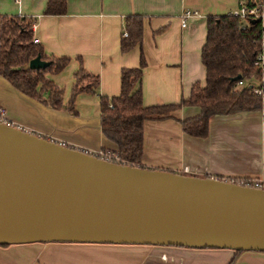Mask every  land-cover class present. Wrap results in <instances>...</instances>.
<instances>
[{"label": "crops", "instance_id": "crops-1", "mask_svg": "<svg viewBox=\"0 0 264 264\" xmlns=\"http://www.w3.org/2000/svg\"><path fill=\"white\" fill-rule=\"evenodd\" d=\"M46 0H0V15L35 18L32 32L47 57H67L64 68L45 73L62 91L61 107L52 109L13 88L0 76V106L12 126L46 140L95 155L114 149L101 133L97 95L119 93V71L136 67L143 106L176 104L191 83L203 82L200 47L205 18L229 13L245 0H66L62 15H43ZM190 12L184 26L180 20ZM141 17V38L119 50L125 16ZM82 68L97 76L96 94L78 93L66 105ZM199 113L182 105L168 118L144 120L140 164L182 175L243 177L264 181V124L260 111L212 115L204 137L181 131L179 121ZM107 155V154H106ZM229 249L145 244L31 242L0 246V264H228ZM232 264H264V253L242 251Z\"/></svg>", "mask_w": 264, "mask_h": 264}, {"label": "water", "instance_id": "water-1", "mask_svg": "<svg viewBox=\"0 0 264 264\" xmlns=\"http://www.w3.org/2000/svg\"><path fill=\"white\" fill-rule=\"evenodd\" d=\"M48 63L36 55L27 68ZM31 242L264 253V191L107 161L0 123V245Z\"/></svg>", "mask_w": 264, "mask_h": 264}, {"label": "trees", "instance_id": "trees-1", "mask_svg": "<svg viewBox=\"0 0 264 264\" xmlns=\"http://www.w3.org/2000/svg\"><path fill=\"white\" fill-rule=\"evenodd\" d=\"M66 0H46L43 15H62ZM246 5L251 0H245ZM264 11V2H262ZM35 18L0 15V76L20 93L39 100L52 109L61 107L62 91L45 73L60 71L67 57H47L38 44L32 43L31 23ZM121 31L126 35L119 40V50L125 52L140 41L141 17L123 18ZM264 39L258 21H240L230 13L205 18V36L200 47V63L204 69L203 82L194 81L189 94L176 104L143 106L139 87L145 66L142 55L136 67H123L119 71V93L106 97L96 94L97 76L78 68L73 73L74 82L66 105L73 112L75 96L86 91L97 95L99 126L102 135L114 145L104 151L109 161L141 167L142 123L144 120L168 118L170 112L182 105L196 106L199 113L179 121L181 131L192 137H204L207 122L212 115L260 111L264 124V70L252 65L255 53ZM39 55L48 61L43 69H29V59ZM238 75L237 80H232ZM237 81L243 84L236 87ZM259 88L257 95L253 89ZM0 246H6L1 244ZM233 251L232 264L236 255Z\"/></svg>", "mask_w": 264, "mask_h": 264}, {"label": "built area", "instance_id": "built-area-1", "mask_svg": "<svg viewBox=\"0 0 264 264\" xmlns=\"http://www.w3.org/2000/svg\"><path fill=\"white\" fill-rule=\"evenodd\" d=\"M262 2H264V0H251L250 5H246L245 2L240 3L237 7L232 9L229 13L244 23H247L248 20L258 21L260 28H261V35L262 37H264V11H263ZM189 15H190V12L188 11L183 12L181 16V20H180L181 26H184L185 18L188 17ZM30 27L33 32L35 28L34 22L31 23ZM125 35L126 33L122 32V36L124 37ZM31 41L32 43L37 44V39L34 38L33 35H32ZM252 65L255 69L259 71L264 70V39H262L260 43V47L254 55ZM242 84H243V81H237L236 87H239ZM253 91L257 95L261 94V90L259 88H254ZM0 123L12 126L11 123H9V121L6 118L4 108L1 106H0ZM99 158L109 161V155H106V154L99 155ZM219 180L232 183V184H236V185H240V186L252 187V188L264 191V181L258 180V179H249V178H243V177H225Z\"/></svg>", "mask_w": 264, "mask_h": 264}, {"label": "rangeland", "instance_id": "rangeland-1", "mask_svg": "<svg viewBox=\"0 0 264 264\" xmlns=\"http://www.w3.org/2000/svg\"><path fill=\"white\" fill-rule=\"evenodd\" d=\"M255 252H257V251H255Z\"/></svg>", "mask_w": 264, "mask_h": 264}]
</instances>
